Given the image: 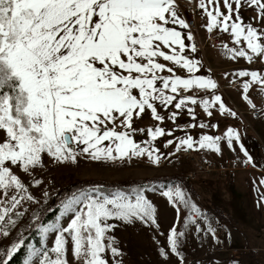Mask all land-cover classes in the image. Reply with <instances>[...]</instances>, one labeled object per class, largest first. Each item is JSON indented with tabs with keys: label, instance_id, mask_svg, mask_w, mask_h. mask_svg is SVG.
Here are the masks:
<instances>
[{
	"label": "snow or ice",
	"instance_id": "6c2138e0",
	"mask_svg": "<svg viewBox=\"0 0 264 264\" xmlns=\"http://www.w3.org/2000/svg\"><path fill=\"white\" fill-rule=\"evenodd\" d=\"M222 3L226 12L221 11V0H199V8L209 17L207 30H230L235 44L246 43L247 50L228 49L233 59L243 57L251 63L254 58H264V31L246 23L240 15V9L247 5L257 11L259 21L264 23V0H222ZM172 25L189 28L178 15L176 0H0V192L6 198L0 200V234L9 235L3 226L6 218L7 224L15 225L10 214L21 201L33 199L22 194L27 189L13 173V167L30 173L43 166L44 155L61 164L76 163L78 155L102 163L145 156L153 164L160 162L161 157L154 155L158 149L152 147V142L171 136L172 132L159 126L147 129L151 139L145 142L149 147H143L133 139L137 131L134 119L142 118L150 110L153 119L163 122L157 106L183 110L198 101L192 96L178 99L181 91L217 88L211 78L196 75L181 78L174 74L173 68L159 62L162 58L189 74L199 71V62L183 55L184 34ZM186 38L193 39L190 33ZM191 51H196L194 44ZM165 71L171 75H161ZM236 75L251 77L243 84V91L244 99L252 104L247 93L253 84L261 85L264 91V76L247 70ZM199 103L209 116L210 108L217 103L221 113L236 116L219 95ZM187 111L194 117L192 108ZM176 117L177 113H172L169 119L175 121ZM117 121L123 130H116ZM225 138L229 147L240 139L231 128ZM220 139L203 135L196 142L188 136L180 139L176 147L177 151L193 149L198 143L199 148L219 152ZM172 143L169 140L165 147ZM245 156L251 162L246 150ZM35 183L39 185L41 181ZM260 183L264 184V180ZM13 189L16 194L9 197ZM163 195L174 207L177 202L188 205L179 188H170ZM191 210L199 211L195 205H191ZM68 213L73 216L67 227L56 224L44 229V233H58L54 247L32 246L24 264H69V238L77 261L109 264L106 251L120 255L112 247L114 238L107 235L118 225L109 221L156 224V209L143 190L133 194L117 191L111 195L95 189L80 191L64 204V214ZM178 235L183 233L178 234L172 228L168 243L171 253L180 256L183 264ZM23 245L21 239L0 253V264H10ZM161 255L167 258L168 252L162 249Z\"/></svg>",
	"mask_w": 264,
	"mask_h": 264
},
{
	"label": "rangeland",
	"instance_id": "374dc122",
	"mask_svg": "<svg viewBox=\"0 0 264 264\" xmlns=\"http://www.w3.org/2000/svg\"><path fill=\"white\" fill-rule=\"evenodd\" d=\"M242 86L241 83L238 88L240 89ZM186 96H189V94L181 91L178 99ZM192 107V104L189 103L183 110L175 109L171 112L169 109L157 106L158 113L164 117L163 122L153 119L150 110L146 111L142 118L134 119L133 127L137 131L133 133V139L141 143L143 147H149L145 142L151 139L147 134V129L152 128L154 130L155 127L159 126L165 132H172L171 136L158 137L152 142V147L158 149V152L154 153V155L161 157L158 164L151 163L146 156L131 161L102 163L92 161L85 155H78L76 163L66 162L61 164L44 155L43 166L31 170L30 173H25L18 167H13V173L18 176L27 189V192L22 194L31 195L33 199L22 200L20 205L10 214V219L16 221L15 225L7 224L8 218H6L3 227L8 231L9 235L0 234V253L11 248L24 226L41 213L45 206L51 202L59 188L87 180L121 182L181 176L186 179L190 178L191 187L186 188L182 184H176L171 189L179 188L184 193L188 201L187 206L179 202H177L175 207L173 206L168 197L163 195V192L168 191L170 188L153 187L145 190L144 194L156 209V224L139 220L133 223H124L116 220L109 221L110 224L118 225L114 230L108 232L107 235L114 238L112 247L117 248L120 252L119 256H113L110 250L106 251L105 257L109 264H181L180 256L170 251L168 237L172 228H175L178 234L183 233L182 236L178 235L179 252L183 257V264H254V253L256 258L264 263L263 248L262 250H252L248 239L249 233L254 236L256 234L261 235V229L264 226L260 229V233L255 226L251 230L250 224L237 223L234 218L238 206L236 203H232L233 199L227 190V186L220 182L222 177L230 176L231 174L224 173L223 175L212 176L196 174L193 177H189L194 167L181 156V153L191 150L199 159L216 161L217 163V160H213L207 155L216 151L208 148H199L198 143L194 144L193 149L181 148L180 151H177L176 146L179 144L180 139L191 136L194 141L198 142L201 136L207 135L214 130L218 131V124L216 123H218V119L225 117H221V114L209 116L203 113L201 109L194 111L193 117L187 111L188 108ZM244 112L250 115V110ZM172 113H177L175 121L169 119ZM259 113L261 114L260 111ZM226 117L231 118V116ZM208 120H212L214 123L210 124ZM200 124H204L206 127L201 128ZM119 125L120 122L117 121L116 130H123ZM193 125L195 126L193 127ZM109 127H112V125H109ZM229 128L231 127L224 128L223 131L227 132ZM140 129L144 131H139ZM216 136L212 137L215 138ZM169 140H172L173 143L165 147ZM105 143L107 144V142ZM223 161L219 160L218 162ZM228 161L234 163L233 160L228 159L219 165L225 167ZM212 178L216 180L214 181ZM37 180L41 181L39 185L35 183ZM15 194L16 192L13 189L9 191L8 195L10 197ZM5 199L3 193L0 192V200ZM191 205H195L199 211L193 213ZM177 207L179 208V213L177 212ZM220 210L223 212L222 216L218 213ZM16 212L23 213V215L17 217ZM72 216L73 213L65 215L63 212L54 225L59 224L61 227H67ZM217 219L221 220L220 234L216 232ZM44 229L42 233H44ZM57 234V232L52 231L42 234V248L47 247L50 249L54 247ZM104 243L107 245L109 241L106 239ZM67 249L69 264H82V261H77L73 258L70 238ZM162 249L168 252L167 258L161 255ZM53 258H55L54 254Z\"/></svg>",
	"mask_w": 264,
	"mask_h": 264
},
{
	"label": "crops",
	"instance_id": "0c3cea01",
	"mask_svg": "<svg viewBox=\"0 0 264 264\" xmlns=\"http://www.w3.org/2000/svg\"><path fill=\"white\" fill-rule=\"evenodd\" d=\"M177 1L192 4L200 10V15L196 18L199 34L200 36L207 34L209 32L207 30L209 17L199 8V0ZM221 11L226 12L222 0ZM240 15L246 23H252L258 30L264 31V23L259 21L255 9L245 5L240 9ZM179 16L186 21L184 16ZM172 27H176L177 30L184 34L186 49L183 55L188 59L198 61L199 71L189 74L186 69L164 61L162 58L159 62L173 68L174 74L181 78H190L191 75H196L211 78L216 82L217 88L215 90L192 89L187 91L189 96L196 98L198 101L196 105H192L193 112L201 109L203 113H206L199 102L204 99L211 101L214 95H219L225 107L231 112L236 113V116H232L229 112L221 113L219 103L210 108L213 116L221 114V117H225L218 119V123L215 122L218 124V131L214 130L209 133L212 136L218 135L216 137L221 138L219 140L220 151L207 155H209V158L217 160L218 164H223L228 159L234 161L236 168L234 173L230 176L222 177L220 182L227 186L229 194H231L232 190L236 192L234 199L238 210L235 213V221L241 224H250L251 230L255 226L260 232V229L264 226V184L260 183L261 180H264V115H262L264 113V91L261 90V85L253 84L247 93L248 99L252 101V104H249L244 99L243 86L240 89L238 87L241 83L243 85L246 81H249L251 77H239L236 73L242 70L257 71L260 75L264 76V58H254L251 63L243 57L231 58L232 53L228 49L245 48L247 50L246 43L241 41L239 45L235 44L230 30L229 32H223L219 28L213 29V32H216L222 38L224 42L222 46H210L205 52H192V40L189 41L186 38L187 34L190 33L189 29H181L177 25H172ZM225 45L227 48H225ZM164 51L168 52L169 50L164 49ZM248 51L251 54L250 50ZM161 75L168 76L171 74L165 71ZM235 83L236 85H234ZM252 105H255V107L253 108ZM167 109L173 112L176 108L169 106ZM251 109L261 112L259 119H253L252 116L244 112ZM226 116H231V118ZM208 121L210 124L214 123L212 120ZM227 127H231L240 137L238 142L233 141L232 147L228 146L227 139L224 136L226 132L223 129ZM241 145H243V150ZM245 150L247 155L251 157V162H248ZM219 160L224 161L218 162ZM215 178L212 179L215 181ZM249 234L248 239L252 250H262V248L264 250V234L254 233L256 236L251 233ZM255 247L258 248L255 249ZM256 261L258 264H264L258 258H256Z\"/></svg>",
	"mask_w": 264,
	"mask_h": 264
},
{
	"label": "trees",
	"instance_id": "16d2710c",
	"mask_svg": "<svg viewBox=\"0 0 264 264\" xmlns=\"http://www.w3.org/2000/svg\"><path fill=\"white\" fill-rule=\"evenodd\" d=\"M176 184H182L186 188H190L192 185L190 182V178L186 179L181 176H171L121 182L87 180L78 181L65 187L59 188L51 202L45 206V208L41 211L40 214L36 216L34 220L28 222L20 232L19 237L16 239L15 243L19 242L22 239L24 245L21 251L14 256L10 264H24V261L28 255V251L32 246H35L37 248L43 247V229L45 227L54 225L57 222L58 217L64 212V204L74 194H78L80 191H91L95 189L103 194L108 195H111L117 191L133 194L138 190H143L144 192L145 190H149L153 187L169 189L171 187H174ZM235 195L236 192L232 190V203H235ZM221 211L222 210H220L218 213H220V215L222 216L223 212ZM253 256V260L255 261L254 264H258V262L256 261V254L254 253Z\"/></svg>",
	"mask_w": 264,
	"mask_h": 264
},
{
	"label": "built area",
	"instance_id": "2783aa9c",
	"mask_svg": "<svg viewBox=\"0 0 264 264\" xmlns=\"http://www.w3.org/2000/svg\"><path fill=\"white\" fill-rule=\"evenodd\" d=\"M177 11L178 15L184 16L186 18V22L189 25V32L192 35V45H195L196 51L205 52L208 47H220L223 45V40L216 32H208L204 36H200L199 28L196 22V18L200 15V10L192 5L187 4L184 2H180L176 0ZM236 85V83L234 84ZM250 115L254 119L260 118V113L255 110H250ZM188 162H190L194 169L190 173L189 177H193L196 174L205 175V176H212L224 173L233 174L235 171V164L232 161H228L227 165L223 168L216 162L210 160H202L199 159L191 150H186L185 152L181 153ZM211 213V211H209ZM217 234L221 233V220L217 219ZM261 232L264 234V228L261 229Z\"/></svg>",
	"mask_w": 264,
	"mask_h": 264
}]
</instances>
